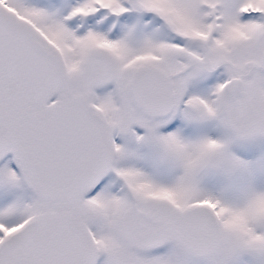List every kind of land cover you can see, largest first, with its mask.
I'll list each match as a JSON object with an SVG mask.
<instances>
[{
    "label": "snow or ice",
    "instance_id": "1",
    "mask_svg": "<svg viewBox=\"0 0 264 264\" xmlns=\"http://www.w3.org/2000/svg\"><path fill=\"white\" fill-rule=\"evenodd\" d=\"M0 264H264V0H0Z\"/></svg>",
    "mask_w": 264,
    "mask_h": 264
}]
</instances>
